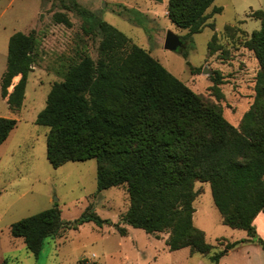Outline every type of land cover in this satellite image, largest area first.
Masks as SVG:
<instances>
[{
  "label": "trees",
  "instance_id": "1",
  "mask_svg": "<svg viewBox=\"0 0 264 264\" xmlns=\"http://www.w3.org/2000/svg\"><path fill=\"white\" fill-rule=\"evenodd\" d=\"M82 21L86 35L99 38L97 59L80 55L53 83L35 124L49 129L46 157L53 168L68 162L95 160L96 191L125 185L129 199L120 222L151 236L166 234L170 252L189 249L211 264L243 243L260 247L253 222L264 215V13L251 14L258 30L243 40L258 65L255 97L238 127L227 122L217 104L194 94L145 50L122 32L80 7L75 0H58ZM68 2V4L65 3ZM214 0H168L167 18L187 37L200 33L206 21L221 12ZM56 24L70 27L65 15H53ZM243 22H238L242 24ZM224 35L247 34L236 25ZM33 32H15L7 43L6 68L0 78V96L10 111L24 100L27 76L34 62ZM221 51V46H217ZM216 50V51H217ZM19 77L16 84L12 80ZM215 80L211 89L221 99ZM11 92H8L9 88ZM16 127V120L0 117V146ZM207 183L222 224L242 230L246 239L227 242L222 250L205 240L193 224L194 183ZM97 227L109 223L87 208L78 224ZM67 223L56 205L23 218L10 227V235L22 239L37 257L47 239L61 236ZM120 236L126 230L116 226Z\"/></svg>",
  "mask_w": 264,
  "mask_h": 264
},
{
  "label": "rangeland",
  "instance_id": "2",
  "mask_svg": "<svg viewBox=\"0 0 264 264\" xmlns=\"http://www.w3.org/2000/svg\"><path fill=\"white\" fill-rule=\"evenodd\" d=\"M75 1L126 35L194 94L217 104L223 118L238 127L254 101L258 71L253 53L243 48V40L259 29L260 21L251 14L257 10L264 13V0H214L207 12L215 7L221 8V12L206 21L213 22L214 30L205 27L191 37L168 20V0ZM63 8L58 0H0V78L6 68L10 36L15 32H33L36 38L34 62L21 107L10 111L0 96V117L16 120V127L0 146V264H211L204 256L191 255L189 249L170 252L165 245L166 234L151 236L121 224V216L129 206L126 186L97 192L95 160L68 162L58 168L49 164V129L36 125V116L44 108L53 83L62 81L67 67L80 55L96 60L99 44L98 37L84 34L80 17ZM57 13L66 16L70 27L53 21ZM231 25L247 34L237 38L224 35V27ZM169 31L183 42V47L175 52L163 47ZM217 46H221V51ZM18 79L15 77L12 85ZM215 80L221 82V99L211 89ZM193 190V224L204 232L214 252H225L227 242L246 238L244 231L222 224L207 183L196 182ZM54 205L67 229L61 236L47 239L35 257L22 239L11 237L10 227ZM87 208L109 223L102 227L91 222L78 224ZM116 226L126 230L125 236L118 234ZM254 228L264 241V215L257 217ZM254 247L257 251L249 255L251 264H261L264 255L258 245ZM243 263L246 262L242 247L221 259V264Z\"/></svg>",
  "mask_w": 264,
  "mask_h": 264
},
{
  "label": "water",
  "instance_id": "3",
  "mask_svg": "<svg viewBox=\"0 0 264 264\" xmlns=\"http://www.w3.org/2000/svg\"><path fill=\"white\" fill-rule=\"evenodd\" d=\"M157 1L160 2L161 0ZM163 47L165 50L175 52L183 47V42L178 36L169 31L165 35Z\"/></svg>",
  "mask_w": 264,
  "mask_h": 264
},
{
  "label": "crops",
  "instance_id": "4",
  "mask_svg": "<svg viewBox=\"0 0 264 264\" xmlns=\"http://www.w3.org/2000/svg\"><path fill=\"white\" fill-rule=\"evenodd\" d=\"M259 215H263V214H259ZM258 215V216H259ZM257 216V217H258ZM257 217L255 218V220H254V222H253V224L255 225V222H256V220H257ZM257 230V229H256ZM247 238V237H246ZM246 238H240V239H238V240H242V239H246ZM264 238V237H263ZM238 240H236V241H238ZM254 245L255 244H253V243H243V244H240L238 247H236V248H239V247H242V248H244V251H245V264H251L252 263V261H251V257L249 256L251 253L252 254H254L257 250H256V248L254 247ZM233 250H235V248L234 249H232L231 251H229V252H227L226 253V255L228 254V253H231ZM226 255H224V256H226ZM223 256V257H224ZM222 257V258H223ZM221 258V259H222ZM221 259L219 260V262H218V264H221ZM244 264V263H243ZM261 264H264V262L263 263H261Z\"/></svg>",
  "mask_w": 264,
  "mask_h": 264
}]
</instances>
